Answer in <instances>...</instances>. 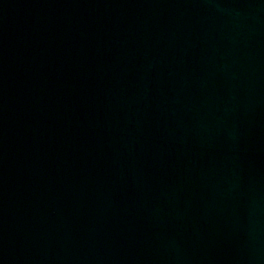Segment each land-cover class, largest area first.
<instances>
[{"label":"water","instance_id":"1","mask_svg":"<svg viewBox=\"0 0 264 264\" xmlns=\"http://www.w3.org/2000/svg\"><path fill=\"white\" fill-rule=\"evenodd\" d=\"M0 264H264V0H0Z\"/></svg>","mask_w":264,"mask_h":264}]
</instances>
